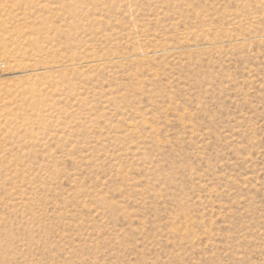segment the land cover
<instances>
[{"label":"rangeland","instance_id":"obj_1","mask_svg":"<svg viewBox=\"0 0 264 264\" xmlns=\"http://www.w3.org/2000/svg\"><path fill=\"white\" fill-rule=\"evenodd\" d=\"M0 66V264H264V0H0Z\"/></svg>","mask_w":264,"mask_h":264},{"label":"bare ground","instance_id":"obj_2","mask_svg":"<svg viewBox=\"0 0 264 264\" xmlns=\"http://www.w3.org/2000/svg\"><path fill=\"white\" fill-rule=\"evenodd\" d=\"M2 56H5L9 61H11L12 60V58L14 57V55H12L10 52H8V51H4L3 52V54H2ZM13 61V60H12ZM11 61V62H12ZM13 63V62H12ZM11 63V64H12ZM35 70V69H34Z\"/></svg>","mask_w":264,"mask_h":264},{"label":"built area","instance_id":"obj_3","mask_svg":"<svg viewBox=\"0 0 264 264\" xmlns=\"http://www.w3.org/2000/svg\"><path fill=\"white\" fill-rule=\"evenodd\" d=\"M1 67V66H0Z\"/></svg>","mask_w":264,"mask_h":264}]
</instances>
